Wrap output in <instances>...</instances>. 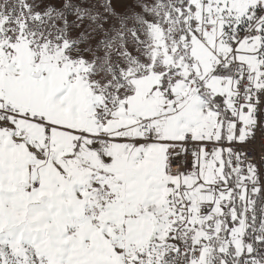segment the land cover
Here are the masks:
<instances>
[{"label":"snow or ice","instance_id":"obj_1","mask_svg":"<svg viewBox=\"0 0 264 264\" xmlns=\"http://www.w3.org/2000/svg\"><path fill=\"white\" fill-rule=\"evenodd\" d=\"M0 264H264V0H0Z\"/></svg>","mask_w":264,"mask_h":264}]
</instances>
